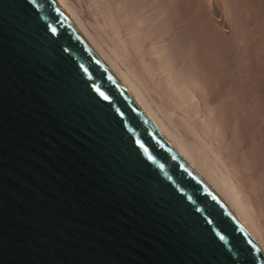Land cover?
<instances>
[{
  "label": "water",
  "instance_id": "water-1",
  "mask_svg": "<svg viewBox=\"0 0 264 264\" xmlns=\"http://www.w3.org/2000/svg\"><path fill=\"white\" fill-rule=\"evenodd\" d=\"M264 264L58 0H0V264Z\"/></svg>",
  "mask_w": 264,
  "mask_h": 264
},
{
  "label": "bare ground",
  "instance_id": "bare-ground-1",
  "mask_svg": "<svg viewBox=\"0 0 264 264\" xmlns=\"http://www.w3.org/2000/svg\"><path fill=\"white\" fill-rule=\"evenodd\" d=\"M264 254V0H58Z\"/></svg>",
  "mask_w": 264,
  "mask_h": 264
},
{
  "label": "snow or ice",
  "instance_id": "snow-or-ice-1",
  "mask_svg": "<svg viewBox=\"0 0 264 264\" xmlns=\"http://www.w3.org/2000/svg\"><path fill=\"white\" fill-rule=\"evenodd\" d=\"M242 259L250 260L252 264H254L255 258L251 256V253L248 254L246 257H242Z\"/></svg>",
  "mask_w": 264,
  "mask_h": 264
}]
</instances>
